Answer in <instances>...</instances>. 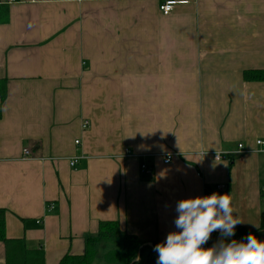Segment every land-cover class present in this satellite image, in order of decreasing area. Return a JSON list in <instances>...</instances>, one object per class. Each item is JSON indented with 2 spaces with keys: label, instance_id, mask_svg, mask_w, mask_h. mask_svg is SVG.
<instances>
[{
  "label": "crops",
  "instance_id": "0c3cea01",
  "mask_svg": "<svg viewBox=\"0 0 264 264\" xmlns=\"http://www.w3.org/2000/svg\"><path fill=\"white\" fill-rule=\"evenodd\" d=\"M163 1L0 0V210L46 264L104 221L164 242L177 202L214 192L264 221V81L244 75L264 70V0Z\"/></svg>",
  "mask_w": 264,
  "mask_h": 264
},
{
  "label": "clouds",
  "instance_id": "9594fccd",
  "mask_svg": "<svg viewBox=\"0 0 264 264\" xmlns=\"http://www.w3.org/2000/svg\"><path fill=\"white\" fill-rule=\"evenodd\" d=\"M231 205L229 193L179 200L174 220L177 231L169 232L166 241L155 245L156 264H264V241L253 233L229 240L235 236L236 226L244 223L233 215ZM213 232H219L221 238L205 248ZM139 260L136 256V264Z\"/></svg>",
  "mask_w": 264,
  "mask_h": 264
},
{
  "label": "trees",
  "instance_id": "16d2710c",
  "mask_svg": "<svg viewBox=\"0 0 264 264\" xmlns=\"http://www.w3.org/2000/svg\"><path fill=\"white\" fill-rule=\"evenodd\" d=\"M244 75L246 80L264 81V70H248ZM249 233H253L259 240L264 241V221L259 225V229L237 225L235 236L230 237L229 240H240ZM120 237H123V248L113 249L105 254L109 263L136 264L135 257L142 258L147 252L145 264H156L158 254L154 251V247L159 242H146L134 234H121L117 221L101 222L98 233L86 238L85 252L83 254L67 253L59 264H93L94 260L101 255L99 248L107 243L119 245ZM220 238L219 232H213L204 247H211ZM0 241L6 246V264H46L43 248H30L24 239L7 237L3 210H0Z\"/></svg>",
  "mask_w": 264,
  "mask_h": 264
},
{
  "label": "built area",
  "instance_id": "2783aa9c",
  "mask_svg": "<svg viewBox=\"0 0 264 264\" xmlns=\"http://www.w3.org/2000/svg\"><path fill=\"white\" fill-rule=\"evenodd\" d=\"M189 3V0H164L162 2V5H161V12L164 14V15H168L170 14L174 8L177 6V5H180V4H188ZM88 121H85L84 124H83V127L86 128L88 126ZM77 143H79V141H76ZM257 144L259 146H263L264 147V140L262 139H259L257 140ZM244 146L243 144H239V151L238 152H242ZM129 153V151H127ZM229 152H226V153H216L214 155V158L216 160H222V159H225V158H229V155L228 154ZM31 154V151L29 149H26L25 150V155L26 156H29ZM174 158V154L172 153H168L164 156V162L165 163H170ZM80 158L78 157H75L73 158L71 161H70V164L72 166H76V164L79 162ZM141 169L142 171L144 172H148V173H151L152 170L149 169L148 165L146 163H142L141 165ZM51 210V209H50Z\"/></svg>",
  "mask_w": 264,
  "mask_h": 264
},
{
  "label": "rangeland",
  "instance_id": "374dc122",
  "mask_svg": "<svg viewBox=\"0 0 264 264\" xmlns=\"http://www.w3.org/2000/svg\"><path fill=\"white\" fill-rule=\"evenodd\" d=\"M105 250L109 252V249H106V248L104 249L103 248V250L101 252L102 253L101 256L96 259L98 264H106V261L104 259L105 257H103V253H104ZM110 251H112V250H110ZM113 263H116V262H113Z\"/></svg>",
  "mask_w": 264,
  "mask_h": 264
},
{
  "label": "bare ground",
  "instance_id": "6f19581e",
  "mask_svg": "<svg viewBox=\"0 0 264 264\" xmlns=\"http://www.w3.org/2000/svg\"><path fill=\"white\" fill-rule=\"evenodd\" d=\"M161 5H162V4H161ZM161 5H160V9H161ZM172 12H173V11H172ZM172 12H171V13H172ZM168 15H169V14H168Z\"/></svg>",
  "mask_w": 264,
  "mask_h": 264
}]
</instances>
